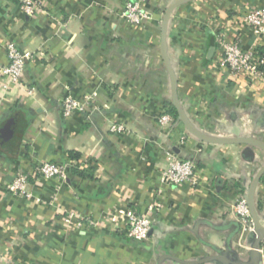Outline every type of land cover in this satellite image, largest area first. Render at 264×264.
Instances as JSON below:
<instances>
[{
    "label": "crops",
    "instance_id": "0c3cea01",
    "mask_svg": "<svg viewBox=\"0 0 264 264\" xmlns=\"http://www.w3.org/2000/svg\"><path fill=\"white\" fill-rule=\"evenodd\" d=\"M37 1L39 11L28 16L17 0H0V264H264L256 233L234 212L238 197L251 194L264 148L200 140L167 109L162 19L179 0L148 1L151 18L141 25L120 16L127 0ZM260 6L264 0H189L168 16L164 48L180 108L209 138L264 144V81L222 67L216 44L223 35L264 55V35L242 21ZM10 42L33 56L23 87L4 91ZM67 93L95 94L101 109L64 118L59 101ZM165 112L170 126L158 123ZM111 123L124 131L110 132ZM166 152L194 161L195 184H160ZM43 160L73 167L66 179L46 180L34 171ZM18 172L28 174L31 198L5 190ZM156 197L162 206L146 240L103 225L119 208L145 214ZM252 206L264 225V171ZM69 210L100 223L71 228L62 220Z\"/></svg>",
    "mask_w": 264,
    "mask_h": 264
},
{
    "label": "built area",
    "instance_id": "2783aa9c",
    "mask_svg": "<svg viewBox=\"0 0 264 264\" xmlns=\"http://www.w3.org/2000/svg\"><path fill=\"white\" fill-rule=\"evenodd\" d=\"M20 9L28 16H34L39 11L37 0H17ZM150 0H127L120 13L122 19L128 25H141L151 18L150 12L145 8V4ZM242 21L251 29L256 38L264 35V6L252 7L242 15ZM216 44L221 50L220 64L230 73L264 81V55L260 53L257 45L245 50L235 42L227 41L223 35L216 38ZM7 63L2 68V75L5 82L2 84L4 91L10 85L23 87L22 74L27 62L32 58V53L18 48L10 42L6 46ZM61 113L64 118L70 117L74 113L85 114L88 118L92 111L100 110L101 106L97 102L95 94H88L78 99L67 93L60 101ZM159 125L170 126L173 118L169 113H163L157 118ZM107 129L112 133L124 131L123 124L111 123ZM184 138L182 137L181 140ZM167 166L160 176L161 185H178L189 182L196 183V165L193 160L183 158L176 153L166 152ZM73 166L69 163H56L43 160L35 167V172L39 178L46 180L53 178L66 179ZM36 181V180H35ZM29 176L24 172H18L11 181L6 183L5 190L14 196L31 198L32 194L27 191ZM41 201L40 197L36 198ZM162 206L159 197L152 200L145 214H137L130 208H119L115 212L108 214L103 220V225H111L113 228L123 229L126 236L133 240H146L152 228V216ZM234 212L243 224L244 228L254 232V225L250 214V209L246 198L239 196L234 204ZM63 222L74 229L92 228L99 225L100 221L95 220L90 215H83L75 210L65 211L62 216ZM256 251L264 252V235L259 240Z\"/></svg>",
    "mask_w": 264,
    "mask_h": 264
},
{
    "label": "water",
    "instance_id": "95a60500",
    "mask_svg": "<svg viewBox=\"0 0 264 264\" xmlns=\"http://www.w3.org/2000/svg\"><path fill=\"white\" fill-rule=\"evenodd\" d=\"M189 0H179L177 2H175L174 4H172L164 13L163 15V19H162V29H161V54L164 60V63L166 65V68L169 72V76H170V80H171V88H172V103L174 105V107L176 108L177 114L179 119L182 121V123L184 124V126L186 127V129L193 135H195L196 137H198L200 140H203L205 142H215V143H221V142H244V143H250V144H255L257 146H260L262 148H264V144L258 140L255 139H213V138H209L207 136H205L204 134L200 133L199 131H197L196 129H194L190 123L188 122V120L186 119L185 115L183 114L181 108H180V104L178 102V98H177V94H176V81L172 72V69L170 67V64L166 58V54H165V48H164V34H165V29H166V23L168 20V16L170 15V12L172 11V9L174 7H176L177 5L187 2ZM264 171V166L260 169V171L258 172L254 183H253V187L251 190V194L249 195V198L246 199L249 209H250V214H251V218L253 221V225H254V232L256 233V239L257 242L259 243L260 238L262 237V235H264V225L260 224V222L257 220V218L255 217L254 211H253V206H252V193L254 191V187L260 177V175L262 174V172ZM258 247V246H257Z\"/></svg>",
    "mask_w": 264,
    "mask_h": 264
},
{
    "label": "trees",
    "instance_id": "16d2710c",
    "mask_svg": "<svg viewBox=\"0 0 264 264\" xmlns=\"http://www.w3.org/2000/svg\"><path fill=\"white\" fill-rule=\"evenodd\" d=\"M167 109H168V111H169L174 117L177 116L176 109H175V107H174L173 105L168 104V105H167ZM70 154H72V152H70ZM74 171H75V170H74ZM77 172L82 174V171H77Z\"/></svg>",
    "mask_w": 264,
    "mask_h": 264
}]
</instances>
